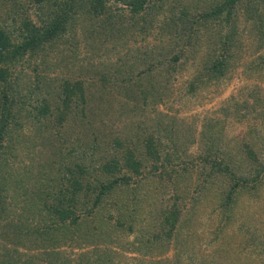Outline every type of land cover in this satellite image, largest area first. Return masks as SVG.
<instances>
[{"label": "trees", "instance_id": "trees-1", "mask_svg": "<svg viewBox=\"0 0 264 264\" xmlns=\"http://www.w3.org/2000/svg\"><path fill=\"white\" fill-rule=\"evenodd\" d=\"M0 12V264H264V90L199 125L158 110L236 68L264 80V0Z\"/></svg>", "mask_w": 264, "mask_h": 264}, {"label": "rangeland", "instance_id": "rangeland-1", "mask_svg": "<svg viewBox=\"0 0 264 264\" xmlns=\"http://www.w3.org/2000/svg\"><path fill=\"white\" fill-rule=\"evenodd\" d=\"M240 63H243V61ZM179 82H182V80ZM176 85L179 86V83ZM254 86H258L264 90V80L250 79L241 71V68H236L235 71L231 73L230 79L219 87H212L208 91H205L193 98H189L183 93L180 96H177L176 92L174 95L175 97L172 98L171 102L165 106H158V110H162L163 112L169 111V113L175 115L184 122L189 123L194 121L197 125H199L205 117L211 116L215 110H218L223 103L229 99V97L234 96V98H236L240 95L243 96V92L245 94V92L251 90ZM245 125V121L237 123L235 125V130L231 129L229 131V137H236L237 135H240L244 131ZM204 225L199 226L197 233L202 236H200V242H196L194 247L198 252V255L202 257L200 259L209 260L212 243L211 237L209 236L210 230L204 228ZM72 256L73 255H71V257ZM132 257V255H126L123 261H126L127 259L129 260V258ZM132 262L135 263L136 261L133 260ZM261 264L263 263L261 262Z\"/></svg>", "mask_w": 264, "mask_h": 264}]
</instances>
